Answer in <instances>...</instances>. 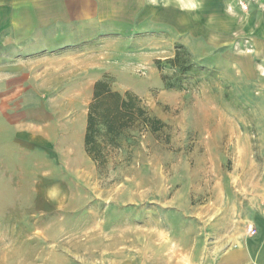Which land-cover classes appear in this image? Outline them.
I'll return each mask as SVG.
<instances>
[{"label":"rangeland","instance_id":"obj_1","mask_svg":"<svg viewBox=\"0 0 264 264\" xmlns=\"http://www.w3.org/2000/svg\"><path fill=\"white\" fill-rule=\"evenodd\" d=\"M129 21H103L91 42L107 47L101 73L167 127L124 134L98 172L83 150L85 114L50 112V125L66 132L54 137L55 198L38 196L53 179L44 177L52 165L45 152L11 149V133L1 129L0 264H210L221 252L218 233L244 207L264 157V103L247 101L243 77L229 81L210 52H189L194 72H159L154 61L173 56L175 36L163 24ZM161 74L180 87L165 89Z\"/></svg>","mask_w":264,"mask_h":264},{"label":"crops","instance_id":"obj_2","mask_svg":"<svg viewBox=\"0 0 264 264\" xmlns=\"http://www.w3.org/2000/svg\"><path fill=\"white\" fill-rule=\"evenodd\" d=\"M243 1L247 10L240 8L241 0H135V5L125 0H0V130L11 133V149H41L51 160L44 177L53 179H44L50 186L38 196H59L54 137L62 131L50 125V112L65 118L79 109L86 117L85 103L107 62V47L91 43L102 36L103 21L168 26L175 36L170 38L190 53H212L221 73L227 65L229 81L235 74L243 77L251 89L247 101L264 103V0ZM256 88L259 93H252ZM261 134L264 142V130ZM251 182L244 207L218 233L221 252L210 264H264V157ZM34 191H40L37 184ZM247 224L255 235H247Z\"/></svg>","mask_w":264,"mask_h":264},{"label":"trees","instance_id":"obj_3","mask_svg":"<svg viewBox=\"0 0 264 264\" xmlns=\"http://www.w3.org/2000/svg\"><path fill=\"white\" fill-rule=\"evenodd\" d=\"M154 63L161 73L166 67L177 75L197 69V65L190 59L189 51L181 44L175 45L172 57L163 62L155 59ZM170 78L161 74L163 87L179 88L180 85L172 83ZM110 83L106 74L93 83L92 96L86 108L83 146L98 172L105 169L111 152L122 147L124 134L134 129L137 132L156 133L167 127L150 113L135 93L130 90H114Z\"/></svg>","mask_w":264,"mask_h":264},{"label":"built area","instance_id":"obj_4","mask_svg":"<svg viewBox=\"0 0 264 264\" xmlns=\"http://www.w3.org/2000/svg\"><path fill=\"white\" fill-rule=\"evenodd\" d=\"M239 5H240V8L242 10H247V4L246 3L240 2ZM263 203H264V197H263ZM246 232H247V235L253 236V235H255L256 230L251 224H248L246 226Z\"/></svg>","mask_w":264,"mask_h":264}]
</instances>
